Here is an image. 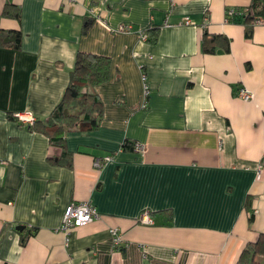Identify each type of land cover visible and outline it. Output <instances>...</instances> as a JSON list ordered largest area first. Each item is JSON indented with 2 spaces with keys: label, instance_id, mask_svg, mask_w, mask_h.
Returning <instances> with one entry per match:
<instances>
[{
  "label": "crops",
  "instance_id": "1",
  "mask_svg": "<svg viewBox=\"0 0 264 264\" xmlns=\"http://www.w3.org/2000/svg\"><path fill=\"white\" fill-rule=\"evenodd\" d=\"M8 3L20 20L3 15ZM251 4L0 0V30L23 35L19 49L0 46V264H237L264 234V23L248 39L242 19L228 17ZM126 25L133 32H120ZM151 27L155 39L142 40ZM206 33L229 49L219 41L205 52ZM80 51L110 57L112 72L93 90L99 129L66 136L68 167L46 135L13 118L47 120ZM73 202H91L100 218L66 245L60 226ZM145 211L153 225L139 223ZM112 228L123 233L121 248Z\"/></svg>",
  "mask_w": 264,
  "mask_h": 264
},
{
  "label": "trees",
  "instance_id": "2",
  "mask_svg": "<svg viewBox=\"0 0 264 264\" xmlns=\"http://www.w3.org/2000/svg\"><path fill=\"white\" fill-rule=\"evenodd\" d=\"M3 15L17 20L21 19V11L18 6L6 4ZM241 16V18H239ZM231 21L242 19L246 27V37L252 38L254 25L257 21L264 23V0H252L251 6L246 10H234L233 14H228ZM90 22L86 23V29ZM155 28H150L146 32L148 40L155 39ZM22 32L19 30H0V46L13 47L19 49L22 43ZM152 37V38H150ZM219 41H224L226 49H229V43L222 36L210 37L208 33L204 35L203 48L207 53L214 52L213 45ZM112 60L110 57L78 52L75 59L74 68L70 73L69 85L59 102L52 111L47 120H35L34 124L28 126L34 130L46 135L50 142L60 148L61 156L58 158L59 164L65 162V165L72 167V153L66 145V136L72 131L82 133H91L101 126L103 116V103L100 97L93 91L94 88L108 82L111 78ZM14 117V116H13ZM17 120L15 117L13 118ZM133 143L125 142L123 149H133ZM54 161V158H49ZM254 217H250V224ZM33 235V231H30ZM27 237H24L22 244L25 245ZM258 258H264V234H260L258 240L246 245L242 251L237 264H264L258 261Z\"/></svg>",
  "mask_w": 264,
  "mask_h": 264
},
{
  "label": "built area",
  "instance_id": "3",
  "mask_svg": "<svg viewBox=\"0 0 264 264\" xmlns=\"http://www.w3.org/2000/svg\"><path fill=\"white\" fill-rule=\"evenodd\" d=\"M234 10L230 9L228 11V14H233ZM257 24L262 23V21H257ZM184 24L186 25H194V23L189 19L185 18ZM168 25V24H166ZM120 32L124 33H130L133 32V27L131 25L121 26ZM140 38L142 40H148V34L146 31L140 32ZM143 81H146V76H143ZM149 94V89L145 85V91H144V102L142 104V108H146V100ZM238 96L243 99L244 101H250L253 98V95L251 92L244 88H240L238 91ZM15 118L17 121L21 124L31 126L34 124L36 118L31 112H20L15 115ZM134 148L138 151H142L144 147L140 144H135ZM113 160L112 156H106L104 158H96L94 160V168L97 170H102L105 168L107 164H109ZM258 174H261V169H258ZM100 218V214L98 213L96 207L91 202H80V203H71L67 206L64 216L62 219V223L60 226V231L65 235L66 245L70 241L71 233L74 229L88 225L95 220ZM139 223H142L144 225H153L154 221L150 215L149 212L145 211L138 217ZM110 236L112 239L113 246L115 248H121L124 245V237L123 233L117 229L112 228L110 229Z\"/></svg>",
  "mask_w": 264,
  "mask_h": 264
},
{
  "label": "water",
  "instance_id": "4",
  "mask_svg": "<svg viewBox=\"0 0 264 264\" xmlns=\"http://www.w3.org/2000/svg\"><path fill=\"white\" fill-rule=\"evenodd\" d=\"M23 229H24V226H18V227H17V230H20V231H21V230H23Z\"/></svg>",
  "mask_w": 264,
  "mask_h": 264
},
{
  "label": "rangeland",
  "instance_id": "5",
  "mask_svg": "<svg viewBox=\"0 0 264 264\" xmlns=\"http://www.w3.org/2000/svg\"><path fill=\"white\" fill-rule=\"evenodd\" d=\"M258 261L264 262V258H258Z\"/></svg>",
  "mask_w": 264,
  "mask_h": 264
}]
</instances>
